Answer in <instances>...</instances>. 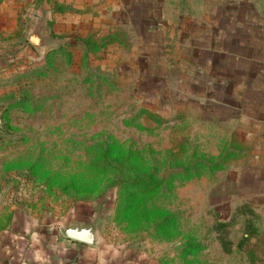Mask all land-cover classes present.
Wrapping results in <instances>:
<instances>
[{
    "label": "rangeland",
    "instance_id": "rangeland-1",
    "mask_svg": "<svg viewBox=\"0 0 264 264\" xmlns=\"http://www.w3.org/2000/svg\"><path fill=\"white\" fill-rule=\"evenodd\" d=\"M11 1L0 203L39 224L89 216L159 264H264V137L223 106L234 84L237 103L264 96V0H97L94 19L48 4L36 45L44 11ZM106 147L160 189L104 192Z\"/></svg>",
    "mask_w": 264,
    "mask_h": 264
},
{
    "label": "crops",
    "instance_id": "crops-1",
    "mask_svg": "<svg viewBox=\"0 0 264 264\" xmlns=\"http://www.w3.org/2000/svg\"><path fill=\"white\" fill-rule=\"evenodd\" d=\"M17 1L25 5L38 4L39 11H44L40 14L42 20L39 19L27 27L25 35L28 43L32 45H36L37 35H42L41 30L37 31V24L45 26L47 23L48 18L44 15H48V4H53L51 10L63 17L77 13L82 18L94 19L96 14L97 0H13L11 3L15 5ZM107 4L110 5L111 0H107ZM105 7L106 0H103V8ZM9 15L12 17V27L15 28V10ZM235 86L238 85H233L234 90L237 88ZM234 90L230 101L224 102L223 106L231 108L232 111L244 112L242 116L253 128L249 133L260 132L264 137V96L260 101L242 98L241 103H237ZM257 126L261 127L259 131L255 130ZM235 145L232 143V148H236ZM23 211L15 204L0 203V264H159L154 254L145 247L127 242L119 243L113 235L106 236L101 233L98 225H95L98 238L95 245L63 235L61 229L64 224L90 222L89 216L39 224Z\"/></svg>",
    "mask_w": 264,
    "mask_h": 264
},
{
    "label": "trees",
    "instance_id": "trees-1",
    "mask_svg": "<svg viewBox=\"0 0 264 264\" xmlns=\"http://www.w3.org/2000/svg\"><path fill=\"white\" fill-rule=\"evenodd\" d=\"M256 62V61H255ZM233 80H229V83ZM109 149L106 147L103 151V159L99 164L107 171L110 169L111 180L104 185V192H107L113 186H118L122 191L135 190L139 193H152L160 189L159 179L149 174H144L134 167L128 157H112L108 159Z\"/></svg>",
    "mask_w": 264,
    "mask_h": 264
},
{
    "label": "water",
    "instance_id": "water-1",
    "mask_svg": "<svg viewBox=\"0 0 264 264\" xmlns=\"http://www.w3.org/2000/svg\"><path fill=\"white\" fill-rule=\"evenodd\" d=\"M38 43V39H37ZM36 43V44H37ZM63 235L65 237L95 245L98 242V238L95 231V222L94 220H91L90 222H84V223H66L63 225L61 229Z\"/></svg>",
    "mask_w": 264,
    "mask_h": 264
}]
</instances>
